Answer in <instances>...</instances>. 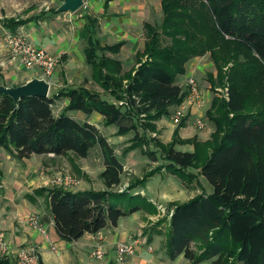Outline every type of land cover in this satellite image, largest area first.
Returning <instances> with one entry per match:
<instances>
[{
	"label": "trees",
	"instance_id": "1",
	"mask_svg": "<svg viewBox=\"0 0 264 264\" xmlns=\"http://www.w3.org/2000/svg\"><path fill=\"white\" fill-rule=\"evenodd\" d=\"M162 10L159 23H145V48L137 55L139 66L130 71L107 56L118 53L123 42L102 47L96 39L97 20L86 17L85 54L93 79L122 105L83 87L19 102L0 91V148L18 160L51 154L83 159L94 149L101 150L104 170L100 177L106 190L43 186L26 195L32 202L45 199L63 240L74 242L85 234L117 227L121 218L141 209L155 214L157 207L141 194L130 200L141 197L144 202L126 211L119 207L114 197L141 186L148 173L123 189L124 166L108 139L98 126L68 112H98L106 126L118 127V135L139 130L135 119L144 120L145 132H155V123L171 115V109L187 95L178 83L187 64L209 55L216 74L209 73L207 80L214 93L224 88L228 94H215L207 111L215 129L211 138L205 142L181 139L183 119L170 143L157 144L173 175L190 184L197 177L185 169L196 168L213 192L169 204L172 215L161 221L168 220L166 251L172 260L183 256L193 264L210 260L211 264H264V0H162ZM53 12L58 13L56 8ZM33 18H8L5 26L14 32ZM3 81L0 71V85L6 86ZM61 97L70 103L57 115L54 104ZM146 137L136 131L124 154L140 147L147 152ZM188 144L194 146L193 152L175 149ZM77 172L82 174L78 168ZM0 264L11 263L1 260Z\"/></svg>",
	"mask_w": 264,
	"mask_h": 264
},
{
	"label": "crops",
	"instance_id": "2",
	"mask_svg": "<svg viewBox=\"0 0 264 264\" xmlns=\"http://www.w3.org/2000/svg\"><path fill=\"white\" fill-rule=\"evenodd\" d=\"M85 2L84 7L76 13H61L58 12L57 9L62 5V0H45L41 9H37L38 11H33L27 16L10 17L16 18L17 20L34 17L27 23L19 26L16 31L22 32L35 46L41 47L47 52L59 57V63L55 73L50 81H47L50 83L49 96L59 94L66 89L83 87L91 91L99 92L102 97L105 98L102 92L106 91L93 79L92 67L88 64L85 54L89 35L87 31V26L89 25L86 18L87 16L97 20L96 39L99 40L102 47L113 46L123 42L118 53L113 54L108 52L107 56L121 61L124 71H130L134 67L139 66L137 63V55L138 53H142L145 48V23H159L162 20L161 18H163L162 0H85ZM42 7H45V15H43ZM55 8L58 13L53 12ZM156 16L160 18L159 22H155ZM6 19H4L3 22L0 21V71L5 81L8 80V71L12 70V68L18 66L21 70L24 69L19 62L12 57L5 46V34L9 31L5 26ZM208 56L209 55L199 56L192 59L187 64L186 73L178 77L179 85L187 92L182 102V104L188 107L185 111V117L183 118L186 119V122L185 126L179 129V135L181 139L184 140L197 138L198 141L205 142L211 138L215 130L213 123L210 122L207 117V111L211 107L212 99L215 94H219V89L214 93L209 81L206 79L203 80L206 72L210 70L211 67H214L213 62ZM126 67H128L127 70ZM24 71L29 74V78H27L25 82L20 84H8L6 82V87H17L27 83L33 78H40L35 71L26 69H24ZM213 73L216 74V71ZM190 78H194L198 83L205 101L204 107H199L195 101H191L189 104L190 90L188 81ZM11 79L14 80L13 77ZM92 87L96 90H92ZM109 95L113 98L111 94ZM107 100H109V98ZM113 100L110 99L109 101L115 104L122 103L116 101L114 98ZM69 103L70 100L67 97L57 99L54 104V109L57 107L58 110H54V112L60 115L64 112ZM68 114L81 122H89L98 126L103 135L108 139V142L115 149L119 158L118 150L115 148V145L117 142H120L126 134L118 135V130L114 129L113 134L117 141H112L110 135L105 133V127L107 126L104 124V116L98 112L87 115L82 111H69ZM202 115L207 120V128L203 131H199L195 122L196 119ZM175 126H173L172 131L167 134L168 137L165 135V130L158 137L162 139L164 144H168L172 141L174 131L177 128ZM158 129L160 130V127H158ZM177 146L183 147L181 151L184 152L194 151V146L190 144L176 145V147ZM138 150L140 149L136 148L131 150L124 154L123 159H119L124 166V173L129 171L128 174L130 176L135 175L140 178L136 173V169L140 167L143 160H141V157L140 159L138 158ZM151 151L156 152V150ZM45 157H49L50 159L48 158V160L60 158L56 156L51 157V155H33L31 158H40V160H43ZM81 170L84 172L85 168H81ZM103 170L104 166L102 171ZM84 173V178L89 177L85 178L87 181L88 179H92L86 172ZM201 177L203 176L199 175L195 182L188 185L189 190H193L194 192V190L199 189L201 190L200 192L211 193L204 188ZM127 181L128 182L125 180L124 182L123 179L122 185H128L130 180ZM195 185H197V187H195ZM90 189L92 190L91 187H85L81 191ZM106 189L105 185L104 188H93V190L97 191ZM134 190L136 193H144L141 186H138ZM174 190L177 192L176 194L170 192L171 190L168 188H165V190L158 195V199L152 201V203L157 207V205H164V203L169 205L172 202H186L200 194H189L183 198L178 192V189L175 188L172 191ZM26 193L32 194L33 192ZM26 195L18 197V195L8 194L6 197H3L5 198L4 200L0 201V235L11 246L12 250L15 251L18 247L23 246L35 247L39 252L41 264H146V260L134 263V258H131V260L127 262H120L116 258L114 248L119 242L131 240L128 237L129 233H131L130 228L132 229L134 221L143 223L145 220H151L153 217H156L159 213L151 214L150 212H146L145 209H141L129 216L121 218L117 227L105 228L98 234H85L78 241L68 242L58 235L47 203L46 206H44L40 198H37L36 202H32L25 197ZM167 208L173 210L171 207ZM32 213L40 214L42 225L46 229V234L38 232L26 222V217ZM6 219H8V222ZM142 219H144V221ZM140 226H142V224H140ZM103 238L105 241L104 244L108 249V255L104 260H96L92 258L89 252L91 248L102 243L99 240ZM96 239L97 241H95ZM139 247L141 248L137 242L136 251ZM54 248L56 250H54ZM140 248L138 251L142 254L143 250ZM148 250L149 252L152 251L150 249ZM134 255H136V252ZM134 255L127 256V258L133 257ZM182 259L187 261L186 264H191V262L183 256H179L175 261H181ZM199 264H211V261H204Z\"/></svg>",
	"mask_w": 264,
	"mask_h": 264
},
{
	"label": "rangeland",
	"instance_id": "3",
	"mask_svg": "<svg viewBox=\"0 0 264 264\" xmlns=\"http://www.w3.org/2000/svg\"><path fill=\"white\" fill-rule=\"evenodd\" d=\"M44 1L45 0H0V21L3 22L4 19L10 17L27 16L33 11H38L37 9L39 8L41 9V6L43 5ZM42 12L43 15H45L46 13L45 7H42ZM159 21L160 18L156 16L155 22H159ZM208 57L210 59V56ZM127 69L128 67H126V70ZM214 71H215V67H211L210 70H208L204 75L203 80L204 79L207 80L208 74ZM12 77L14 80L11 79ZM27 78H29V74L26 73L24 69L21 70L20 67L16 66L12 68V70L8 71V80L7 81L4 80L3 82L4 83L7 82L8 84H20L22 82H25ZM91 89L96 90L93 87ZM219 90H221V92H219V95L222 97V95L224 94V88H219ZM102 93L105 98L107 99L109 98V100L110 99L113 100V98H111L107 92H102ZM175 109L176 107H173L171 109V115L165 116L155 123L157 126L155 132L151 130L145 132V129L142 126V124H145L143 119L140 122L138 119L133 120L135 124L139 125L138 126L139 130L136 131L139 132L141 135L145 134L147 136L146 139L144 140V148H147L148 151L144 152L143 148L141 147L138 148L140 150L137 151L138 158L140 159L141 157V160H143V162L140 164V167L136 169V173L140 178L142 177V179L148 173V177L145 176L146 180L142 182L141 185L144 191V193L141 195L145 196V200L148 202L157 200L158 195L160 194V192L164 191L165 188H168L169 190H171L170 192L174 194H176L177 192L175 190L174 191L172 190L175 188L178 189V192L183 198L189 194L197 195L203 192V191L200 192L201 190L199 189L194 190V192L193 190H189L188 185H190L191 183L188 184L187 181H184L178 176L173 175L171 170L172 168L169 167L170 162H168L164 158L163 151L161 150L160 147H158L159 146L157 144L158 141L163 143L162 139L158 138L163 133V131L165 130L166 132L165 135L166 137H168L167 134H169L172 131V127L175 125H179L181 123L180 122L178 124H175L173 122V114L175 113ZM54 110L56 111L58 110V108L56 107V109ZM55 114L57 113L55 112ZM158 127H160V130L158 129ZM114 129L118 130V127L115 125L107 126L105 127V133L110 135L112 141H117L114 138L115 137V135L113 134ZM136 131H130L125 135L123 139L120 140V142H117V144L115 145V148L118 150L119 158L121 159L124 158V152L127 149V147H129L133 143V139L135 138ZM182 148L183 147L180 146L175 147V149L179 151H181ZM151 150H156V152ZM152 152L153 154H151ZM48 158L45 157L43 160H40V158H29L24 160H18L12 157L3 148H0V201L4 200L5 198L3 197L4 196L6 197L8 194H14L16 196L18 195V197H21L22 195H26L27 194L26 192L32 193L35 189L43 185H45V187H50V186L56 187L53 186V182L54 179L59 176L69 177L72 183L70 186H57V187H64L71 191H81L85 187H91L92 189L104 188L105 184L100 177L101 171L104 166L103 165L104 160H103L102 152L99 148L94 149L87 159L86 158L77 159L72 154L57 158L56 160H48ZM200 161L201 160L197 161V163L199 164ZM74 165L82 172V174H79V172H77V168L75 169ZM81 168L82 169L85 168L84 172H86L92 179H88L87 181V179L85 178H89V177L84 178L85 173L81 170ZM150 171H154V173L150 175L151 173ZM185 172L194 173L197 178L200 174L196 168H191V167L185 169ZM128 173L129 171H126L123 174L124 182L125 180L126 182H128L127 180L131 181L138 178L135 175L130 176ZM201 179L204 188L208 192L212 193L213 192L212 185L208 182V180L204 176L201 177ZM195 180L196 179H194L193 182H195ZM128 185L125 186L123 184L122 188L124 189ZM195 187H197V185H195ZM137 194L140 193H136L135 190H132L130 193L123 195L121 197H114V200L117 201L119 207H121L123 210L126 211L129 210L131 207L140 204L143 201V198L141 197L130 200L131 196H135ZM40 199L42 200L43 205L46 206L45 199L44 198H40ZM178 203H184V202H178ZM157 207H158V212L156 213L157 214L159 213V215H156V217H153L151 220H145V221L144 219H142L144 221L143 223H139V221H134L132 229L130 228L131 233H129L128 238L131 239L132 241H137L138 245L141 246V248L140 247L139 248L143 250V252L142 254H140L138 248L137 249L138 252L136 251V255H134L133 257L132 256L128 257L125 260V262L130 261L131 258H134L135 259L134 263H139L141 262V260H146L147 261L146 264H186L187 261H185L184 259H182L181 261L180 260L175 261L170 259L166 251L168 220L165 222H161V221H163L166 218L168 219V217L172 215L173 210L167 208L171 206L164 203V205L159 204L157 205ZM146 212L149 211L146 210ZM34 214H38V213H32L26 217V222L31 227L32 225L29 223L28 219ZM7 220L8 219H6V221ZM126 220L128 221L127 218ZM140 224H142V226H140ZM95 241H97V239ZM99 241L105 243L104 238ZM193 247L197 251L195 246ZM142 248H144L145 250ZM151 248L152 251L149 252L148 249L151 250ZM92 249L93 248L90 249L89 252L90 255ZM10 259L11 258H5L2 260H7L11 264H16L15 259L13 258L11 260ZM170 261H175V262H170ZM236 264H242V263H236Z\"/></svg>",
	"mask_w": 264,
	"mask_h": 264
},
{
	"label": "built area",
	"instance_id": "4",
	"mask_svg": "<svg viewBox=\"0 0 264 264\" xmlns=\"http://www.w3.org/2000/svg\"><path fill=\"white\" fill-rule=\"evenodd\" d=\"M4 42L9 53L24 69L35 71L40 78L50 81L58 66L59 57L47 52L41 47H37L32 44L20 31L6 32ZM188 86L190 90L189 104L191 101H195L199 107H204L205 101L197 81L194 78H190L188 81ZM219 92H221V90H219ZM223 95L228 97L226 90H224ZM121 104H123V102ZM187 109L188 107L184 104L176 107L175 113L173 114V122L175 124L181 122V120L185 117V111ZM195 123L199 131H203L207 128V120L203 117V115L198 117ZM51 156L54 155L51 154ZM71 183L72 182L69 177L59 176L54 179L53 186H70ZM28 221L35 230L42 234H46V229L41 223L40 215L34 214L28 219ZM136 245L137 241L132 240L117 243L115 245L117 260L123 262L127 256L134 255L136 252ZM54 250L56 249L54 248ZM107 255L108 249L104 243H99L91 251V256L96 260H104ZM5 258L15 259L16 264H41L39 252L35 247L23 246L19 247L14 252L4 240V238L0 235V260Z\"/></svg>",
	"mask_w": 264,
	"mask_h": 264
},
{
	"label": "water",
	"instance_id": "5",
	"mask_svg": "<svg viewBox=\"0 0 264 264\" xmlns=\"http://www.w3.org/2000/svg\"><path fill=\"white\" fill-rule=\"evenodd\" d=\"M62 5L57 9L58 12L76 13L85 5V0H62ZM0 91L11 96L16 102L22 98L32 96L48 97L50 91V83L45 79L33 78L23 85L17 87H6L0 85Z\"/></svg>",
	"mask_w": 264,
	"mask_h": 264
}]
</instances>
